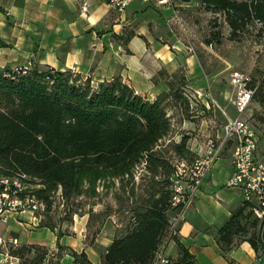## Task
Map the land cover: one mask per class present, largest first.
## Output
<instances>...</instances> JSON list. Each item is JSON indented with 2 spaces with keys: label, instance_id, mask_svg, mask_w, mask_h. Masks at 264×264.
I'll return each mask as SVG.
<instances>
[{
  "label": "trees",
  "instance_id": "16d2710c",
  "mask_svg": "<svg viewBox=\"0 0 264 264\" xmlns=\"http://www.w3.org/2000/svg\"><path fill=\"white\" fill-rule=\"evenodd\" d=\"M203 3L208 11L224 16L231 38L251 22L259 23L264 30V0ZM253 79L258 83L253 99L260 111L250 119L264 124V73ZM160 80L166 81L168 90L148 101L120 76L94 86L90 78L83 79L72 71L30 67L22 73L18 69H0V175H24L26 183L40 186L34 194L45 205L41 225L55 227L48 212L58 191L66 202L95 198L99 185L108 189L118 182L123 186L140 165L151 176L154 191L131 209L124 229L115 233L112 243L101 253L102 264H153L168 232L172 163L195 157L187 148V136L167 144L174 154L173 161L163 153L161 142L172 130L170 102L174 101L186 117H191L192 112L185 95V76L161 70L153 82ZM158 177L162 178L155 181ZM245 208L246 205L234 211L217 229L223 253L241 240L247 241L257 256L264 251V227L260 230L251 215H244ZM171 239L180 258L169 264H193V256L176 235ZM31 252L18 247L9 251L19 259ZM34 254L33 260L42 264V251L34 249ZM71 255L73 264H91L84 252Z\"/></svg>",
  "mask_w": 264,
  "mask_h": 264
},
{
  "label": "crops",
  "instance_id": "0c3cea01",
  "mask_svg": "<svg viewBox=\"0 0 264 264\" xmlns=\"http://www.w3.org/2000/svg\"><path fill=\"white\" fill-rule=\"evenodd\" d=\"M107 1L0 0V69L13 71L30 65L74 71L83 79L90 78L94 86L120 76L148 101L168 90L166 81L153 82L159 71H181L187 81L185 91L206 101L211 79L168 23L175 11L183 15L194 3L169 6L158 0H135L124 11H116ZM222 126L200 136L221 134ZM196 145L197 140L189 138L187 148L192 154ZM230 157L231 150L226 149L178 227L176 237L193 256V264H264V251L257 256L245 240L226 253L217 242V229L244 206L241 191L226 186L232 173ZM78 220L65 232L63 225L43 226L41 219L29 213L12 215L0 221V236L16 238L18 248H29L31 254L41 250L42 264H73L72 252H84L91 264H102L101 253L116 233L112 217H105L93 233L87 216ZM160 249L170 263L180 258L172 239L163 240Z\"/></svg>",
  "mask_w": 264,
  "mask_h": 264
},
{
  "label": "rangeland",
  "instance_id": "374dc122",
  "mask_svg": "<svg viewBox=\"0 0 264 264\" xmlns=\"http://www.w3.org/2000/svg\"><path fill=\"white\" fill-rule=\"evenodd\" d=\"M192 2L194 4L188 12L183 15L179 12L178 20L170 18L168 23L170 26L174 25L177 31L176 37L185 45L186 50L196 54L203 72L211 79V88L206 93L207 98L204 97L206 101L197 95L185 92L190 101L191 117L183 115L174 101L170 102L168 113L171 116L172 130L161 142L163 153L170 161H173L174 154L167 146L169 142L178 143L182 136H187L188 140L194 138L201 143L203 139L201 133L213 134L221 128L228 117L233 115L227 96L228 78L231 72H243L253 77L264 73V30L259 23H249L236 38H231L230 29L221 13L208 11L203 0H192ZM176 74L184 75L181 71ZM259 111L254 103L245 117L251 118ZM262 114L264 115V112ZM262 119L264 120V116ZM251 120L259 137V151L264 152V124L255 119ZM161 178L158 177L155 181ZM123 186L118 182L108 189L99 185L97 197H80L68 202L54 195L51 199L49 216L55 227L63 225L65 232L71 224L78 222L79 218L87 216L89 220L91 217V221L88 222L89 225L91 223L90 233L98 229L105 217L111 216L110 221H114L116 232H121L131 216V209L147 199L154 191L155 184L143 169V165H140L134 170L132 179L124 180ZM27 187L33 192L40 188L39 185L31 182L27 183ZM43 213L44 211L41 212V216ZM100 213L103 215L94 216ZM246 214L251 215L250 219H253V212L247 206L244 211V215ZM34 257L35 254L30 253L22 259L18 258L19 263L37 264V261L33 260ZM0 264L4 263L0 262Z\"/></svg>",
  "mask_w": 264,
  "mask_h": 264
},
{
  "label": "built area",
  "instance_id": "2783aa9c",
  "mask_svg": "<svg viewBox=\"0 0 264 264\" xmlns=\"http://www.w3.org/2000/svg\"><path fill=\"white\" fill-rule=\"evenodd\" d=\"M135 0H108L107 5L116 10L124 11ZM183 0H158V4L174 6ZM173 19L178 20L177 12ZM30 65L18 70L25 73ZM74 72V71H72ZM228 100L232 107V116L222 126V133L206 135L194 149L191 161L175 159L172 163L174 171L169 178L170 216L168 232L164 240L177 235L178 227L184 214L191 209L201 186L214 164L221 159L226 149L231 150L230 161L232 173L226 181L227 187L241 191L244 205L253 212V219L261 230L264 227V152L259 151V137L254 124L245 115L254 104V95L258 83L250 74L231 72L228 78ZM26 177H8L0 175V221L6 222L12 215L29 213L41 219L45 205L33 191H28ZM58 199L60 191L55 194ZM18 247L14 237L0 236V262L19 264V259L10 255V249ZM154 262L169 264L163 257L161 249L155 254Z\"/></svg>",
  "mask_w": 264,
  "mask_h": 264
}]
</instances>
